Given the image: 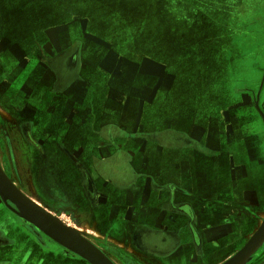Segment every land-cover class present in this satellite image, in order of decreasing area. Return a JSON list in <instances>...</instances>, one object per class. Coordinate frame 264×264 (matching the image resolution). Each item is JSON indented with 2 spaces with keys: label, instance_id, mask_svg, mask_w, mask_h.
<instances>
[{
  "label": "crops",
  "instance_id": "obj_1",
  "mask_svg": "<svg viewBox=\"0 0 264 264\" xmlns=\"http://www.w3.org/2000/svg\"><path fill=\"white\" fill-rule=\"evenodd\" d=\"M63 31L52 32L50 42ZM69 33L62 49L80 37ZM82 34L88 43L74 75L66 74L64 60L57 74L27 63L19 44L0 51V131L29 123L43 148L26 160L47 199L30 198L51 214L71 211L70 226L82 235L119 244L156 242L167 249L156 255L158 264H223L264 221V122L251 96L224 108V98L209 92L207 82L198 94L182 89L162 96L160 79L138 98L129 85L138 74L162 78L169 56L153 49L127 77L116 52ZM50 45L44 46L49 55ZM161 99H173L176 112H161ZM228 120L235 134L219 139V124ZM19 219L0 201V264H59L46 239L37 238L40 245L33 247L30 224ZM16 230L19 235L11 236ZM193 237L203 244V256L195 255Z\"/></svg>",
  "mask_w": 264,
  "mask_h": 264
},
{
  "label": "flooded vegetation",
  "instance_id": "obj_2",
  "mask_svg": "<svg viewBox=\"0 0 264 264\" xmlns=\"http://www.w3.org/2000/svg\"><path fill=\"white\" fill-rule=\"evenodd\" d=\"M65 1L66 0H0V51L8 52L7 46L11 45L13 47V45L19 44L22 48V52L26 53L27 63L33 64L34 66L39 64L48 65L50 69L54 70L56 73V70H58L57 63H61L64 60L66 64V74L70 73V75H74L77 74L79 61L84 58V43H88V39L86 37L84 38L82 34V32L85 31L86 34L92 37L108 42V45L106 44L107 47L119 55V57H116L118 68L121 73L127 77L138 73V63L140 59L149 56L147 55L148 53L154 50L162 53V55L166 53V50L161 46L153 43H149L146 46H139L134 41L129 42L127 40L128 34L123 30L110 31L100 28L96 29V27L91 24V19H89L90 23L88 26L85 27V18L75 15L74 6L72 9H67L64 8V5H61ZM8 10L9 13L7 14ZM61 29H64V31L62 36L59 37L60 40H53L50 42V34ZM72 31L79 32L80 37H77V39L70 44V47L66 49H62L61 46L59 47L61 42L64 41L63 43H66L72 39L69 38V32ZM83 38L85 40H83ZM47 43L51 44L50 46L52 47V54L50 53V55L46 53V47H44ZM152 44L155 47L152 48ZM61 45L63 44L61 43ZM92 45L93 44H87L86 47L89 48V46L91 47ZM178 78L177 63L175 60H171L169 56V66L166 68L165 75L162 76V78L138 74L135 80L133 78L134 84H132V86L130 84L129 89L130 92L133 91L134 95H138L139 98L143 93L146 95L148 89H155L161 79L160 89L162 91L160 95L163 96L170 90L169 93L176 96L178 92L175 90L181 89V84H178ZM136 82H139V84ZM170 82L172 83L170 84ZM259 90L260 89L254 92L242 90L238 92V90L231 88L219 89L217 85H213V88L209 92L218 93L219 96L224 98V108L240 105L239 103L244 101L241 99L242 97L247 98L248 95L251 96L250 104L259 110L264 122V104L261 102L262 89L261 93ZM157 102L161 112L169 114H174L176 112V110H174L176 107L173 104V99L170 101L161 99V101ZM180 113L181 112H178L177 114L179 115ZM149 117L150 119L148 120L153 121L154 116L152 113L149 114ZM218 131L219 139H227L233 138L236 130L233 126V121L228 120L224 125L219 124ZM33 134V131L30 130L29 123L27 125L23 124L19 128V131L12 129L0 131V165L8 178L28 198H30L29 195L34 193L39 198L42 196L47 199L45 193V189L47 188H44L38 174H31L29 170L30 163L26 160V157L30 159L33 151L38 153L43 151L39 140L35 139ZM0 201L5 209L11 213V216L19 219V217L6 206L1 198ZM35 203L38 204L37 202ZM10 205L15 208L11 203ZM63 214L66 218L62 217ZM52 215L68 226L73 222L74 216L71 211L59 210ZM27 227L36 240L37 238H44L47 240L46 248L51 251H48V254L50 252V257H54L53 254L51 255V253H54L53 249L57 251V256L55 255V258L59 264L66 263L65 260H81L85 264H89L79 256L49 240L44 234L35 229L34 226L27 225ZM83 236L98 247L114 264H158L155 259L156 255H164L163 253L167 252L165 247L162 249L159 248V245L154 241H137L136 239L130 244H119L112 242L106 236H99L96 234L94 236ZM35 242H37V244H34L33 247H39L40 243L38 240ZM192 244L195 255L203 256V244L194 237L192 238ZM178 248L179 246L177 249ZM262 254L263 256H261L258 261L251 264H264V249L262 250Z\"/></svg>",
  "mask_w": 264,
  "mask_h": 264
},
{
  "label": "rangeland",
  "instance_id": "obj_3",
  "mask_svg": "<svg viewBox=\"0 0 264 264\" xmlns=\"http://www.w3.org/2000/svg\"><path fill=\"white\" fill-rule=\"evenodd\" d=\"M61 5L74 6L85 27L91 19L96 29L123 30L129 42L170 51L178 84L184 82L180 91L198 94L206 82L209 91L213 85L238 92L262 89L264 104V0H66Z\"/></svg>",
  "mask_w": 264,
  "mask_h": 264
},
{
  "label": "water",
  "instance_id": "obj_4",
  "mask_svg": "<svg viewBox=\"0 0 264 264\" xmlns=\"http://www.w3.org/2000/svg\"><path fill=\"white\" fill-rule=\"evenodd\" d=\"M0 198L20 219L89 264H114L76 229L66 225L23 194L8 178L1 165ZM263 245L264 221L246 245L223 264H247Z\"/></svg>",
  "mask_w": 264,
  "mask_h": 264
}]
</instances>
